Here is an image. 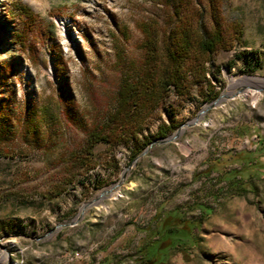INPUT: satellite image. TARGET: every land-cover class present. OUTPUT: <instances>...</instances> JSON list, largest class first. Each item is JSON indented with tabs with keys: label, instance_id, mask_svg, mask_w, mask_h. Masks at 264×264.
Instances as JSON below:
<instances>
[{
	"label": "rangeland",
	"instance_id": "obj_1",
	"mask_svg": "<svg viewBox=\"0 0 264 264\" xmlns=\"http://www.w3.org/2000/svg\"><path fill=\"white\" fill-rule=\"evenodd\" d=\"M154 1L0 0V264H137L157 211L177 208L201 221L198 242L163 264H264V0H197L241 29L208 63L218 96L170 94L138 139L98 142L82 166L142 58L137 22L161 13ZM16 2L40 16L37 61L15 42Z\"/></svg>",
	"mask_w": 264,
	"mask_h": 264
},
{
	"label": "trees",
	"instance_id": "obj_2",
	"mask_svg": "<svg viewBox=\"0 0 264 264\" xmlns=\"http://www.w3.org/2000/svg\"><path fill=\"white\" fill-rule=\"evenodd\" d=\"M154 2L161 13L137 22L143 38L139 43L142 58L135 66V73L122 81L114 110L106 116L103 125L89 135L86 153L82 156L88 159L82 163V166H88V170L95 167L92 158L87 155L93 156L96 143L117 146L130 139H138L144 125L158 120L170 94H175L180 102L196 100L197 95L204 101L218 96L208 78V63L221 50L232 47L234 38L239 39L240 26L233 24L225 27L215 8L207 20L197 0ZM12 7L22 24L15 33V42L23 51L29 52L32 60L37 61L36 42L31 40V36L39 39L45 33L37 26L40 16L24 3L16 2ZM3 77L0 78V85L1 81H5ZM168 113L171 115L173 112L168 110ZM177 127L178 124L173 121L161 123L155 138H164ZM149 142L146 140L137 144L136 141L132 158ZM206 206L196 204L202 213H205ZM156 215L159 220L153 233L155 238L139 247L137 264H163L169 251L186 249L198 242L196 231L199 230L200 220L188 218L179 208L167 212L158 210Z\"/></svg>",
	"mask_w": 264,
	"mask_h": 264
},
{
	"label": "water",
	"instance_id": "obj_3",
	"mask_svg": "<svg viewBox=\"0 0 264 264\" xmlns=\"http://www.w3.org/2000/svg\"><path fill=\"white\" fill-rule=\"evenodd\" d=\"M222 97H224L223 94H222L221 96H219V98H217L216 100H214L210 106L216 104V103H217ZM207 108H208V107H207ZM204 111H205V110H202V112H204ZM184 125H185V124H182L181 127L178 129V131H177L174 135L169 136V137H167L166 139H163V140H161V141H159V142H165V141H169V140H172V139L177 138V137L179 136V134L181 133V131H182V127H183Z\"/></svg>",
	"mask_w": 264,
	"mask_h": 264
}]
</instances>
